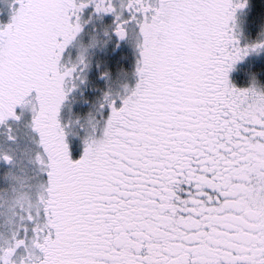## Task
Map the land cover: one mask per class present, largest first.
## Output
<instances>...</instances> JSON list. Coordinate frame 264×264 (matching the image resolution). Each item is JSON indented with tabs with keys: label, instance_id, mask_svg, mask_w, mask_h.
<instances>
[{
	"label": "snow or ice",
	"instance_id": "6c2138e0",
	"mask_svg": "<svg viewBox=\"0 0 264 264\" xmlns=\"http://www.w3.org/2000/svg\"><path fill=\"white\" fill-rule=\"evenodd\" d=\"M0 2V162L23 127L39 177L9 205L0 264H264V85L230 78L264 52V19L251 40L240 23L250 0ZM89 9L138 57L82 137L61 110L87 50L63 55Z\"/></svg>",
	"mask_w": 264,
	"mask_h": 264
},
{
	"label": "rangeland",
	"instance_id": "374dc122",
	"mask_svg": "<svg viewBox=\"0 0 264 264\" xmlns=\"http://www.w3.org/2000/svg\"><path fill=\"white\" fill-rule=\"evenodd\" d=\"M0 7L4 8V14H0V22H7V8L2 2H0ZM85 14L86 15L82 17V22H88L83 24V31L78 35L73 44L69 45L66 49L63 55V62H75L77 55L86 49L87 53L85 54L89 66L85 69L84 73L81 74L83 83H81L80 80L76 81L77 88L74 89L69 101L66 102L61 110L63 121L68 120L73 123L70 131H78L82 137L89 135L91 132L90 120H92L95 115L99 118L98 113H96V108L103 97V93L108 90L121 91L123 85L126 83L130 86L132 82L130 75H132L133 72L131 67L130 69L127 67H119L108 70L105 67L104 61L99 59V54L108 47L110 48L113 46L116 48L118 44L120 48L126 49V47L131 44L129 39L117 41L114 36L109 39V37L103 35L101 27L102 25L110 24L112 22V17L104 16L98 19H89L90 15L93 17L96 15L95 13H91L90 9L85 11ZM240 23L244 27L242 19ZM92 35H97L95 46H92ZM247 39L251 40L253 38ZM72 47L74 51L71 49ZM97 49L101 51L96 53ZM262 57H264V52L251 53L249 59H258ZM134 62L133 60L132 64L135 67ZM96 67L99 69L101 67L103 68L104 71H101V73H108V76H103L100 82V77L98 75L95 77L91 72L93 69H95V73L99 72L100 70L97 71ZM97 82H99V84ZM77 119L79 120V124H76ZM69 140L74 146L83 145L81 140L76 137L69 136ZM35 151L36 145L28 140L26 130L21 127L19 143L13 146L14 161L12 167L9 168L3 162H0V231H4L8 224V218L11 215L8 209L13 199H22L25 204L29 196H31L33 200L35 199L38 190L35 186L39 181V177L35 175L36 166L33 162V154Z\"/></svg>",
	"mask_w": 264,
	"mask_h": 264
},
{
	"label": "trees",
	"instance_id": "16d2710c",
	"mask_svg": "<svg viewBox=\"0 0 264 264\" xmlns=\"http://www.w3.org/2000/svg\"><path fill=\"white\" fill-rule=\"evenodd\" d=\"M86 14L85 12L82 14V17H84ZM242 21L244 22V37L247 38H253L255 39L258 32L259 27L258 25L264 19V0H250V7L246 11V14L241 17ZM248 32V33H247ZM131 44L126 47V49H122L120 47L114 48L108 47L106 50H102V52L98 55L100 60L104 61L105 67L108 70H113L115 68H122L127 67L130 69H133L131 77V84L130 87L135 85V76H134V70L135 67L133 66L132 62L135 61L136 65V59L138 57V50L136 49L134 42L130 40ZM74 51V48H71ZM101 50L97 49L96 53H99ZM87 53V51H86ZM250 54L244 58L243 62H239L236 66V70L233 71L230 74V78L232 82L238 86V87H246L251 82V78L253 75H255L256 80L260 85H264V57L258 58V59H249ZM98 67V66H97ZM96 67V68H97ZM93 69L91 72L92 74L97 77V75L100 77L99 82L103 79V76L101 71H104L101 67L100 69L97 68L96 72ZM106 70V69H105ZM99 82H97L99 84ZM102 84V82H101ZM107 115V112H105V116ZM61 119L63 120L62 116ZM83 145H75L74 146V152H73V158H78V156L82 152Z\"/></svg>",
	"mask_w": 264,
	"mask_h": 264
},
{
	"label": "bare ground",
	"instance_id": "6f19581e",
	"mask_svg": "<svg viewBox=\"0 0 264 264\" xmlns=\"http://www.w3.org/2000/svg\"><path fill=\"white\" fill-rule=\"evenodd\" d=\"M248 33V32H247Z\"/></svg>",
	"mask_w": 264,
	"mask_h": 264
}]
</instances>
